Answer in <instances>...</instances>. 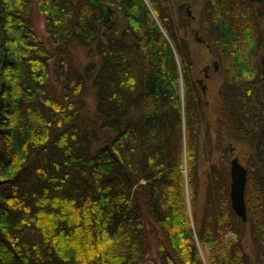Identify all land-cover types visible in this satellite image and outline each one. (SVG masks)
<instances>
[{
	"label": "trees",
	"instance_id": "trees-1",
	"mask_svg": "<svg viewBox=\"0 0 264 264\" xmlns=\"http://www.w3.org/2000/svg\"><path fill=\"white\" fill-rule=\"evenodd\" d=\"M99 1L0 0V264H264V0Z\"/></svg>",
	"mask_w": 264,
	"mask_h": 264
},
{
	"label": "rangeland",
	"instance_id": "rangeland-1",
	"mask_svg": "<svg viewBox=\"0 0 264 264\" xmlns=\"http://www.w3.org/2000/svg\"><path fill=\"white\" fill-rule=\"evenodd\" d=\"M188 11H189L188 17L190 19H194L195 18L194 15H192V13H191V11L189 9H188ZM31 20H32L33 25H34V30H35L36 35L38 37L42 38V39L47 38L46 29H45V25H44V18L39 12H37L35 7H33L32 10H31ZM190 38H191V40H190L191 47L195 48L197 50V53H198V56H196L195 62H196V64L200 63L199 73H197V75H196L197 83H198V85H199L201 90H202V88H204L202 90V92L205 94V97L208 98V100L210 102H212V100H213L212 99L213 98L212 86H213L215 80L214 79L211 80V78H208L207 75L205 77L204 74H207V72H205V73L202 72V70H204V68H206V71L208 69L209 73L211 72V70L213 68L212 60L211 61H204L205 60V56H206V52H204V51L201 52L200 48H196L195 47V46H197L196 44H203L201 38L198 37L197 33H195L194 36H191ZM203 62H205V63L203 64ZM206 62H207V64H206ZM214 63L216 65V62H214ZM182 94H183V90L181 89V95ZM186 201L188 203L187 206L189 208V199H188V195H187V190H186ZM198 202H199L198 205L200 206L201 202H202L201 191H200V194H199V197H198ZM148 243H149V247H150L149 250L151 252L150 255H148V256L150 258H153V259L156 260L155 264H157L158 262H161V261H159L156 258V251H155V247H154V241H153V238L150 237V236H148Z\"/></svg>",
	"mask_w": 264,
	"mask_h": 264
},
{
	"label": "water",
	"instance_id": "water-1",
	"mask_svg": "<svg viewBox=\"0 0 264 264\" xmlns=\"http://www.w3.org/2000/svg\"><path fill=\"white\" fill-rule=\"evenodd\" d=\"M93 8L99 10L102 17V24L104 27L110 21L111 8L99 1V0H86ZM189 14V11H188ZM216 65H214V70L216 71ZM207 74H205L206 76ZM204 88H202L203 90ZM229 199L230 205L235 213V215L242 220V222L247 221L246 206L244 200V192L246 186V169L240 163L238 157H233L229 163ZM157 264H162L158 262Z\"/></svg>",
	"mask_w": 264,
	"mask_h": 264
},
{
	"label": "bare ground",
	"instance_id": "bare-ground-1",
	"mask_svg": "<svg viewBox=\"0 0 264 264\" xmlns=\"http://www.w3.org/2000/svg\"><path fill=\"white\" fill-rule=\"evenodd\" d=\"M183 95V94H182Z\"/></svg>",
	"mask_w": 264,
	"mask_h": 264
}]
</instances>
